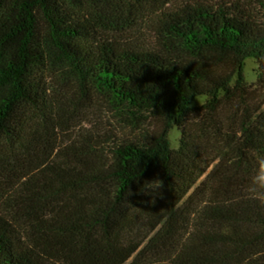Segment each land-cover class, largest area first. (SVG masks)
<instances>
[{"label": "trees", "instance_id": "trees-1", "mask_svg": "<svg viewBox=\"0 0 264 264\" xmlns=\"http://www.w3.org/2000/svg\"><path fill=\"white\" fill-rule=\"evenodd\" d=\"M133 11L164 50L100 37ZM249 59L264 0H0V264H264ZM68 88L118 130L61 143Z\"/></svg>", "mask_w": 264, "mask_h": 264}, {"label": "rangeland", "instance_id": "rangeland-1", "mask_svg": "<svg viewBox=\"0 0 264 264\" xmlns=\"http://www.w3.org/2000/svg\"><path fill=\"white\" fill-rule=\"evenodd\" d=\"M182 2L184 0H176ZM172 9V8H170ZM167 12V11H165ZM108 23L115 27L105 28L100 31V37L104 40L113 41L122 46H129L138 50L162 51L165 49L162 36L159 34L162 16L148 15L133 11L131 13H119L118 15L105 18ZM245 77L253 90H256L258 104L264 101V68H259L258 61L249 59L246 62ZM261 82L258 83V79ZM47 84L49 87H58V83L53 76L48 75ZM68 93V105L70 109L71 122L67 130L60 133V142L70 144L71 140L78 139L83 134H94L104 129L118 130L110 115L106 112V105L99 98H95L92 103L86 104L79 100L75 89H64ZM204 99H199L196 104H202ZM257 102V101H256ZM255 102V103H256ZM262 110H264V105ZM121 133V132H120ZM180 132L175 129L171 135L173 147H178ZM256 193L264 191V172L255 176ZM134 257L126 264H132Z\"/></svg>", "mask_w": 264, "mask_h": 264}]
</instances>
